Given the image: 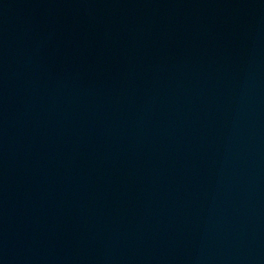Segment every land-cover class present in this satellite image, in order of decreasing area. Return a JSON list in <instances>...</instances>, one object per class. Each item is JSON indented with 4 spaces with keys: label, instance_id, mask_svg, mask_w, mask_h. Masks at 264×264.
Masks as SVG:
<instances>
[{
    "label": "water",
    "instance_id": "water-1",
    "mask_svg": "<svg viewBox=\"0 0 264 264\" xmlns=\"http://www.w3.org/2000/svg\"><path fill=\"white\" fill-rule=\"evenodd\" d=\"M0 264H264V0H0Z\"/></svg>",
    "mask_w": 264,
    "mask_h": 264
}]
</instances>
